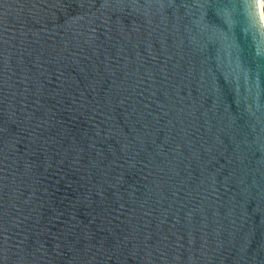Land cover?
Wrapping results in <instances>:
<instances>
[{
	"label": "water",
	"instance_id": "water-1",
	"mask_svg": "<svg viewBox=\"0 0 264 264\" xmlns=\"http://www.w3.org/2000/svg\"><path fill=\"white\" fill-rule=\"evenodd\" d=\"M261 2L0 0V264H264Z\"/></svg>",
	"mask_w": 264,
	"mask_h": 264
},
{
	"label": "bare ground",
	"instance_id": "bare-ground-1",
	"mask_svg": "<svg viewBox=\"0 0 264 264\" xmlns=\"http://www.w3.org/2000/svg\"><path fill=\"white\" fill-rule=\"evenodd\" d=\"M263 6H264V3L263 2H261V8H263ZM263 10V9H262ZM264 11V10H263Z\"/></svg>",
	"mask_w": 264,
	"mask_h": 264
},
{
	"label": "snow or ice",
	"instance_id": "snow-or-ice-1",
	"mask_svg": "<svg viewBox=\"0 0 264 264\" xmlns=\"http://www.w3.org/2000/svg\"><path fill=\"white\" fill-rule=\"evenodd\" d=\"M158 2H163V0H158Z\"/></svg>",
	"mask_w": 264,
	"mask_h": 264
}]
</instances>
